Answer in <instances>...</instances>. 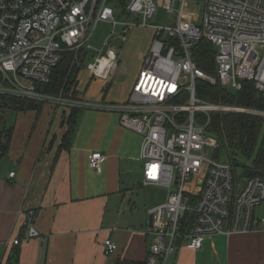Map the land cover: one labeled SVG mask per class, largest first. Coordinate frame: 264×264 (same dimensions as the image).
Returning a JSON list of instances; mask_svg holds the SVG:
<instances>
[{"label": "built area", "instance_id": "obj_1", "mask_svg": "<svg viewBox=\"0 0 264 264\" xmlns=\"http://www.w3.org/2000/svg\"><path fill=\"white\" fill-rule=\"evenodd\" d=\"M187 1L126 0L121 6L110 0H0V95L55 99L38 93L35 84L48 82L66 52L75 58L87 52L91 61L84 68L108 79L116 73L128 30L153 28L127 99L98 105L119 113V124L141 136L142 184L166 188L165 200L147 210L146 264H170L169 256L179 247L198 249L210 235L264 233L262 220L254 214L264 200V179L240 174L227 146L208 129L212 113L264 116V110L212 103L196 94L199 79L231 90L241 89L248 80L264 93V0H199L200 22L186 17ZM157 7L176 11L174 24L146 25ZM117 12L135 19L120 21ZM99 22L124 27L118 35L112 31L96 49L88 39ZM201 40L214 49L212 73L203 71L192 57ZM223 150L227 155L219 159ZM105 157L92 152L88 164L99 172ZM24 224V239L38 235L33 209L25 212ZM22 240L14 238L12 243ZM116 250L114 240H103L105 255Z\"/></svg>", "mask_w": 264, "mask_h": 264}, {"label": "crops", "instance_id": "obj_2", "mask_svg": "<svg viewBox=\"0 0 264 264\" xmlns=\"http://www.w3.org/2000/svg\"><path fill=\"white\" fill-rule=\"evenodd\" d=\"M90 75V82L103 85L105 79ZM109 95L80 94L76 128L65 148H61L66 131L63 119L72 110L70 103L57 105L49 100L40 111H14L21 121L12 127L6 152L0 156V264H115L146 259L148 208L132 222L110 214L108 208L122 206L134 194L138 197L129 182L131 174H140L143 185L141 136L121 126L116 111L98 108L127 98ZM95 151L106 156L99 172L88 164ZM30 209L35 211L38 235L24 239L25 212ZM108 237L117 250L105 255L103 240ZM14 238L23 240L15 245ZM169 263L264 264V233L210 235L198 249L179 247Z\"/></svg>", "mask_w": 264, "mask_h": 264}, {"label": "trees", "instance_id": "obj_3", "mask_svg": "<svg viewBox=\"0 0 264 264\" xmlns=\"http://www.w3.org/2000/svg\"><path fill=\"white\" fill-rule=\"evenodd\" d=\"M110 1L123 6L126 0ZM213 54V47L205 40L199 41L192 50L193 59L207 73L214 71ZM73 56V52H66L62 60L53 68L48 82L36 83L35 90L42 95L47 94L46 96L49 97L62 94L63 98L80 100V94L76 90L77 76L85 60L88 59V54L81 51L75 60ZM75 62L78 63V67ZM114 76L109 80V84L112 83ZM69 91H71L70 95H68ZM196 94L199 98L212 103L264 110V93L257 91L254 83L248 80L243 81L241 89L231 90L199 79L196 81ZM43 103L44 99L0 95V113L4 112L0 114V122L4 120L7 109L39 111ZM79 110L78 106L72 107L66 121L67 128L62 138L61 148L69 145L76 128ZM208 129L219 138L223 146H227L232 164L236 170L240 171V174L259 176L264 179V116L245 112H215L211 114ZM11 130V127L4 128V130L0 128V156L6 152L11 138ZM261 131V139L258 141ZM191 225L189 224L190 227ZM115 264H146V260L141 262L118 260Z\"/></svg>", "mask_w": 264, "mask_h": 264}, {"label": "rangeland", "instance_id": "obj_4", "mask_svg": "<svg viewBox=\"0 0 264 264\" xmlns=\"http://www.w3.org/2000/svg\"><path fill=\"white\" fill-rule=\"evenodd\" d=\"M185 10H186V17L190 16L189 18H192L196 22H200L203 15V3L199 0H188L186 2ZM117 17L119 18L120 21H126V22L135 19V16L133 15L125 16L123 14H120L119 12L116 13V18ZM176 17H177L176 11L169 12L162 7H157L156 12L153 14V16L147 20L146 25H160V26L172 25L174 24ZM123 27L124 26L121 24H117L113 26L111 23L99 22L96 24L92 35L89 37L88 43L92 47L99 49L102 46L103 40L110 33H112V31L113 33H115V35H118L119 31H121ZM153 36H154V30L150 26L131 27L127 33V40L121 44L119 63L112 83L109 84V80H111V77L105 80L102 79L104 81L102 86L101 84H99L98 81H95V83L90 82L91 75L88 74L84 68L87 62L91 61V58H89L85 60L82 69L78 73L76 90L79 91L80 94L83 96L85 94L90 96L99 94L102 95L103 97V95L108 92V94L110 93V95L108 96L109 98H116V99L127 98L132 88V85L137 77L139 69L142 65L143 56L147 53L151 45ZM142 52L145 53L142 55L140 67L137 68L138 67L137 65L139 63V57ZM73 59L75 60L74 56ZM75 63H76L75 65L78 67L79 66L78 63L77 62ZM136 70L137 72L135 73ZM70 94L71 91H69L68 95ZM61 95L62 94L54 96L56 98L59 97L62 98L63 103H58V104L61 105H68L69 103L74 104V102H72L73 99H69V98L67 99L65 97L63 98V96ZM56 98L55 99L46 98L48 100H44V102L46 101L49 102V100L50 101L53 100L55 104L57 100ZM118 103H122V102H118ZM70 106L71 108L74 107L73 105ZM42 109H45L44 105ZM70 113L71 110L63 119L66 128H67L66 121ZM16 115H18L16 112L7 109L4 114V120L0 122V128H3L4 130V128H10V127L12 128L15 124H18L21 121V119L20 118L17 119ZM261 135H262V131L258 136V141L261 139ZM225 155H227V152L225 150L221 151V153L219 154V159H222ZM140 179H141L140 174H131L129 178V182L130 185L133 187V191L134 192L137 191V194H139L138 197H136L134 194V196H130L131 199L129 200V202L127 201L123 202L122 206L121 205H117L116 207L108 206V208L111 207L109 209L110 214L112 215L121 214L122 216H124L122 219H124L126 222L128 218H129V222H132L137 218V214H139L140 212L145 213V210L149 207H152L153 203L155 202L159 203L160 201L163 202V200H165L164 199L166 197L165 187L154 186V185H140L139 184ZM255 215L256 216L258 215L260 219H264L262 218L264 217V200L261 202L259 206L255 208Z\"/></svg>", "mask_w": 264, "mask_h": 264}]
</instances>
